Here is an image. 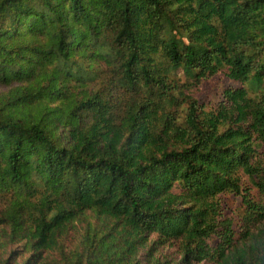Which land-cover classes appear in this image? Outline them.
I'll return each mask as SVG.
<instances>
[{
    "label": "trees",
    "instance_id": "1",
    "mask_svg": "<svg viewBox=\"0 0 264 264\" xmlns=\"http://www.w3.org/2000/svg\"><path fill=\"white\" fill-rule=\"evenodd\" d=\"M216 77L230 84L206 109L191 89ZM249 81L264 82V0H0V251L47 264L90 213L100 224L56 264H142L159 247L170 264H264V207L240 177L264 199Z\"/></svg>",
    "mask_w": 264,
    "mask_h": 264
},
{
    "label": "rangeland",
    "instance_id": "2",
    "mask_svg": "<svg viewBox=\"0 0 264 264\" xmlns=\"http://www.w3.org/2000/svg\"><path fill=\"white\" fill-rule=\"evenodd\" d=\"M175 77L179 84H187V79L185 78V75L182 71L177 72L175 74ZM227 84H230L229 81L222 77L210 79L206 83H201L199 87L191 89L192 98L202 99L205 103L206 109H209L210 105L214 101L211 99V97L213 98V91ZM244 87L247 91V97L249 99L264 103V82L258 83L255 81H249L244 85ZM6 90L7 89L0 88V94L6 92ZM261 165L264 168V163H262ZM240 177L242 183L249 188L250 200L255 203H260L262 207H264V199L260 197L257 189L252 185L250 179L242 174ZM220 200L223 215H225L229 220L233 221L237 237H242L245 233V221L243 219L245 216V208L243 206L241 197L226 194L221 196ZM97 224H100V222L95 219L90 213L80 222H77L75 224V227L68 231L63 238H61L59 250L50 251L47 255L43 254L47 257L46 263L56 264L63 260V257L69 255L71 251H73L79 245L85 230L90 225ZM257 228H264V220L257 221V223H254V225H252L251 227L252 230H256ZM12 251H16V260L15 263L12 264H17L21 262L22 259L30 256L29 254L25 253V247L23 246V244H16L8 248L6 252L0 251V259L10 258ZM151 254L152 257H148L146 255V250L141 251L140 258L142 264H170L172 262H177L180 259L179 255L169 247H159V249L153 251Z\"/></svg>",
    "mask_w": 264,
    "mask_h": 264
}]
</instances>
